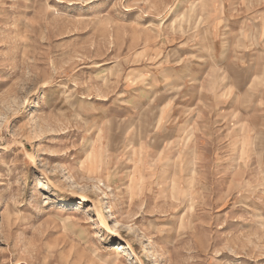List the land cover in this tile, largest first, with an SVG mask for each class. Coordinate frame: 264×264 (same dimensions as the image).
<instances>
[{
  "label": "rangeland",
  "instance_id": "obj_1",
  "mask_svg": "<svg viewBox=\"0 0 264 264\" xmlns=\"http://www.w3.org/2000/svg\"><path fill=\"white\" fill-rule=\"evenodd\" d=\"M0 264H264V0H0Z\"/></svg>",
  "mask_w": 264,
  "mask_h": 264
},
{
  "label": "bare ground",
  "instance_id": "obj_2",
  "mask_svg": "<svg viewBox=\"0 0 264 264\" xmlns=\"http://www.w3.org/2000/svg\"><path fill=\"white\" fill-rule=\"evenodd\" d=\"M94 205H95V209H100V208H102L103 207V201H102V199L101 198H99L98 200H96L95 202H94Z\"/></svg>",
  "mask_w": 264,
  "mask_h": 264
}]
</instances>
